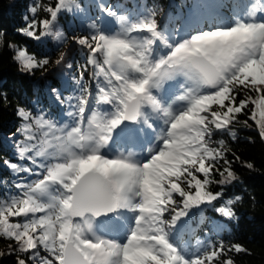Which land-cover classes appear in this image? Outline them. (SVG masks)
I'll return each mask as SVG.
<instances>
[{
	"label": "snow or ice",
	"instance_id": "obj_1",
	"mask_svg": "<svg viewBox=\"0 0 264 264\" xmlns=\"http://www.w3.org/2000/svg\"><path fill=\"white\" fill-rule=\"evenodd\" d=\"M209 7L211 14L178 35L180 29L161 27L158 10L133 17L135 10L121 14L105 4L100 12L118 28L92 20L70 37L59 21L65 13H84L81 0H36L29 8L21 34L37 42L51 37L62 46L71 41L87 57L74 78L79 94L66 98L70 123L17 107L22 139L15 147L29 163L3 164L36 179L0 195V240L8 241L0 258L15 255L16 264H235L231 253L248 252L224 240L189 248L181 234L192 209L221 201L224 187L239 180L236 165L254 168L215 137L235 140L233 129L253 127L250 119L264 140V0H218ZM7 47L22 71H47L53 63L26 46ZM54 64L74 67L68 52ZM50 91L60 100L59 89ZM128 147L139 151L122 150ZM240 199L216 211L235 219Z\"/></svg>",
	"mask_w": 264,
	"mask_h": 264
},
{
	"label": "trees",
	"instance_id": "obj_2",
	"mask_svg": "<svg viewBox=\"0 0 264 264\" xmlns=\"http://www.w3.org/2000/svg\"><path fill=\"white\" fill-rule=\"evenodd\" d=\"M35 2L36 0H0V34L5 39V45L0 46V182L7 181L6 185L0 183V195L3 196L15 193L16 190L12 187L14 183L25 182L28 176L36 179L35 175L13 173L3 164L5 160L18 164L29 163L19 159L16 143L11 139V136L22 138L16 131L21 126V118L16 114L17 107H26L34 114L43 112L60 123H70L67 113L72 108L66 98L79 94V86L74 78H78L87 57L86 50L71 41L62 46L51 37L37 42L20 33L19 29L26 24L25 17L31 18L29 8ZM217 2L218 0H81L85 12L65 13L60 18L59 28L70 37L80 34L92 20L103 22L106 26L108 19L100 12V6L107 4L121 14L135 10L132 11L133 17L147 10H158L157 19L161 27L169 31L180 29L179 35L183 34L185 25L196 26L198 17L211 14L212 8L209 6ZM199 26L204 25L200 23ZM8 43L26 46L38 58L46 56L53 63L47 66V71H22L13 59L14 53L7 47ZM61 52H68V62L74 65L72 69L54 64ZM91 72L92 68L89 66L85 83L91 78ZM50 87L60 90V100L50 91ZM71 103L75 104V101ZM249 123L253 127L237 126L233 129L236 133L235 140L228 135L217 136L215 139L227 140L232 151L243 160L253 163L254 168L236 165L239 180L224 187L221 201L192 209L189 218L181 226V234L189 248H195L198 241L207 243L224 240L227 243H240L248 252L231 253L235 264H264V140L259 138L254 122L249 119ZM237 196L241 199L234 205L235 219L224 217L216 211L225 201ZM7 243L6 240H0V249H6ZM0 264H16V256L6 254L0 258Z\"/></svg>",
	"mask_w": 264,
	"mask_h": 264
},
{
	"label": "rangeland",
	"instance_id": "obj_3",
	"mask_svg": "<svg viewBox=\"0 0 264 264\" xmlns=\"http://www.w3.org/2000/svg\"><path fill=\"white\" fill-rule=\"evenodd\" d=\"M11 139H12V141H14L13 143H17L20 140V138L19 137L16 138V136H11Z\"/></svg>",
	"mask_w": 264,
	"mask_h": 264
}]
</instances>
